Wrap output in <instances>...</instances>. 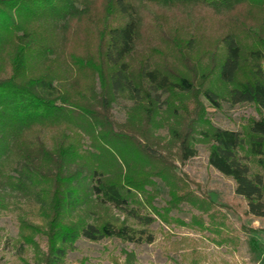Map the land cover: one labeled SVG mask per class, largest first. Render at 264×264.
Masks as SVG:
<instances>
[{"label":"trees","instance_id":"trees-1","mask_svg":"<svg viewBox=\"0 0 264 264\" xmlns=\"http://www.w3.org/2000/svg\"><path fill=\"white\" fill-rule=\"evenodd\" d=\"M202 98L264 109V0H0V205L24 198L20 264H84L66 260L80 236L151 243L180 203L206 213L175 164L196 142L264 219V116L217 127Z\"/></svg>","mask_w":264,"mask_h":264},{"label":"rangeland","instance_id":"rangeland-1","mask_svg":"<svg viewBox=\"0 0 264 264\" xmlns=\"http://www.w3.org/2000/svg\"><path fill=\"white\" fill-rule=\"evenodd\" d=\"M207 117L217 127L239 129L250 118L264 116V109L254 103L230 104L220 99L218 108L202 98ZM130 102L119 99L113 104L116 121H123ZM165 134V130L161 129ZM197 153L183 163L175 161L176 171L190 181L192 187L207 195L213 207L204 214L186 203L167 213L166 221L156 217L151 224L154 240L132 244L116 238L91 242L81 237L75 249L68 251L66 260L84 264H264V219L244 214L245 201L235 193L231 178L223 176L207 162L208 149L196 142ZM156 206H163L166 187L158 181ZM12 193L0 205V264H20V254L13 245L17 236V214L24 198ZM214 213V215H213ZM33 255L32 249L26 252Z\"/></svg>","mask_w":264,"mask_h":264}]
</instances>
